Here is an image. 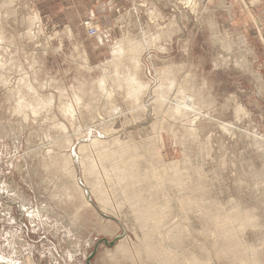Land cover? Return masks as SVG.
I'll use <instances>...</instances> for the list:
<instances>
[{
	"label": "rangeland",
	"instance_id": "obj_1",
	"mask_svg": "<svg viewBox=\"0 0 264 264\" xmlns=\"http://www.w3.org/2000/svg\"><path fill=\"white\" fill-rule=\"evenodd\" d=\"M115 5V33L96 27L109 56L90 62L68 23L0 0V264H87L118 235L90 264H264L258 8Z\"/></svg>",
	"mask_w": 264,
	"mask_h": 264
},
{
	"label": "crops",
	"instance_id": "obj_2",
	"mask_svg": "<svg viewBox=\"0 0 264 264\" xmlns=\"http://www.w3.org/2000/svg\"><path fill=\"white\" fill-rule=\"evenodd\" d=\"M29 1L36 7L38 16L48 17L52 22L63 21L68 23L75 37L81 43L85 55L90 62L102 61L109 56L108 45L104 43L100 36L89 35L82 21L91 19L95 27L111 36V33H115L114 17L117 10L115 0ZM250 1L258 8L261 19L258 22L264 26V0ZM261 36L264 40L263 33H261Z\"/></svg>",
	"mask_w": 264,
	"mask_h": 264
},
{
	"label": "bare ground",
	"instance_id": "obj_3",
	"mask_svg": "<svg viewBox=\"0 0 264 264\" xmlns=\"http://www.w3.org/2000/svg\"><path fill=\"white\" fill-rule=\"evenodd\" d=\"M38 17H35V19L38 21V19H37ZM100 40H102V39H100ZM123 47V46H122ZM128 48V47H127ZM126 48V49H127ZM113 51H112V53L114 54V57L117 59V60H119L120 58V56H122L123 55V52H124V50L121 48V44L120 43H118V44H116V46L112 49ZM127 51V50H126ZM129 55V54H128ZM127 55V56H128ZM131 56V55H130ZM129 58V57H128ZM127 58V59H128ZM115 59V60H116ZM121 59H122V57H121ZM115 60H113V61H115ZM116 60V61H117ZM133 60H135V59H133ZM119 61H121V60H119ZM106 62H108V61H106ZM109 63V62H108ZM115 63V62H114ZM121 63V62H120ZM105 64V63H104ZM113 64V63H112ZM103 65V64H102ZM104 70V69H103ZM105 71V70H104ZM106 72V71H105ZM131 73V72H130ZM128 75V74H127ZM126 75V76H127ZM126 76H124V77H126ZM133 77L134 76H132V74H129L128 76H127V79L126 80H129L130 82H132L133 80H135V78L133 79ZM104 79L105 78H101V80L104 82ZM123 79V78H122ZM138 79V78H137ZM106 81V80H105ZM141 84V86H142V83H140ZM164 85H165V83H164ZM101 87V86H100ZM79 88V87H78ZM80 89V88H79ZM144 89V88H143ZM185 89V88H184ZM187 89V88H186ZM82 92V91H81ZM140 92V91H139ZM158 92V91H157ZM94 93V92H93ZM133 93V92H132ZM82 95H83V93H81ZM186 94V93H185ZM81 95V96H82ZM77 96V95H76ZM139 97V96H138ZM161 100H163V99H161ZM165 100V99H164ZM188 100H192V98L190 99L189 97H188ZM164 102V101H163ZM189 103V102H188ZM19 104V103H18ZM191 104V103H190ZM194 105V104H193ZM176 108V107H175ZM189 108V107H188ZM66 109V108H65ZM174 114H175V112H174ZM96 139V138H95ZM262 140V139H261ZM128 150V149H127ZM121 152H124L123 150L121 151ZM111 153V152H110ZM99 154V153H98ZM118 155H119V153H118ZM122 156V155H121ZM132 157V156H131ZM122 158H123V156H122ZM130 158V157H129ZM135 158V157H134ZM114 159V158H113ZM92 160V159H91ZM86 162V161H85ZM116 162V161H115ZM123 163V162H122ZM125 163V162H124ZM121 164V163H120ZM126 164V163H125ZM128 164V163H127ZM133 164V163H132ZM173 164V163H172ZM175 164V163H174ZM114 165H115V163H114ZM113 164H112V166H114ZM118 165V164H117ZM117 165L115 166V168L116 169H114L115 171H117V170H119V172H120V169L123 167V166H121V167H119L120 169H117L118 167H117ZM118 166H120V165H118ZM131 166V165H130ZM176 166V165H175ZM134 168V167H133ZM132 169V168H131ZM83 170H84V172H85V174H88V175H95L94 177H93V180L91 179H88L87 178V180H90V181H87V185H88V187H89V190H90V193H91V195H93L96 199H98V202H99V204L101 205V203L102 202H105L104 201V199H103V196L105 195V190H103V186H101L102 184H101V180L99 179V177H98V174H96L97 172H96V168L94 167V164L93 163H89L88 165L87 164H83ZM134 172V171H133ZM135 172H136V170H135ZM109 173V172H108ZM120 174V173H119ZM149 175V174H148ZM121 176V175H120ZM119 176V177H120ZM123 176H124V174H123ZM123 176H121V177H123ZM151 176V175H150ZM85 177V176H84ZM75 178V177H74ZM146 179V178H145ZM118 183V182H117ZM134 185V184H133ZM69 189V188H68ZM82 192V191H81ZM136 193V192H135ZM138 193H136V195H137ZM140 194V193H139ZM103 195V196H102ZM107 196V195H106ZM134 196V195H133ZM139 196V195H138ZM135 198V197H134ZM139 198V197H138ZM83 199V201H84V203L85 204H87V201H85L84 200V198H82ZM145 199V198H144ZM140 200V199H139ZM135 201V200H134ZM130 202V201H129ZM135 203V202H134ZM147 203V202H146ZM85 204H83V202L81 203V205L83 206V205H85ZM133 204V203H132ZM149 204V203H148ZM99 205V206H100ZM150 205V204H149ZM102 206H103V204H102ZM105 206V205H104ZM103 206V207H104ZM138 206H140V204L138 205ZM137 206V207H138ZM103 207H102V209H103ZM108 207V206H107ZM106 207V208H107ZM148 207V206H147ZM142 208V207H141ZM140 208V209H141ZM139 209V208H138ZM137 209V210H138ZM106 210V209H105ZM109 210V209H108ZM111 210V209H110ZM143 211H144V209H142ZM161 211V210H160ZM145 212V211H144ZM143 212V213H144ZM161 213V212H160ZM156 214V213H155ZM153 215V214H152ZM246 215V214H245ZM162 216V215H161ZM160 216V217H161ZM74 218V217H73ZM144 218V217H143ZM146 218H147V216H146ZM157 218V217H156ZM143 221V220H142ZM146 221V220H145ZM156 221V220H155ZM142 224V223H141ZM153 232V231H152ZM233 234V233H232ZM149 235V234H148ZM150 235H151V233H150ZM153 236V235H152ZM151 237V236H150ZM121 244V243H120ZM236 245V244H235ZM122 248V247H121ZM126 249V248H125ZM158 253V252H157ZM166 259V258H165ZM164 261V260H163ZM196 261V260H195Z\"/></svg>",
	"mask_w": 264,
	"mask_h": 264
},
{
	"label": "water",
	"instance_id": "obj_4",
	"mask_svg": "<svg viewBox=\"0 0 264 264\" xmlns=\"http://www.w3.org/2000/svg\"><path fill=\"white\" fill-rule=\"evenodd\" d=\"M87 198L89 199L88 194H87ZM104 216H105V215H104ZM118 238H119V235L116 236V237H115L113 240H111V241H108L106 238H102V239H100V240L96 243V245H95V247H94V249H93L91 255L89 256V258L92 257V256L94 255V253L97 251L98 244H99L100 241H102V242H103L105 245H107V246H113L114 243L116 242V240H117ZM89 258H88V260H87V264H90Z\"/></svg>",
	"mask_w": 264,
	"mask_h": 264
},
{
	"label": "built area",
	"instance_id": "obj_5",
	"mask_svg": "<svg viewBox=\"0 0 264 264\" xmlns=\"http://www.w3.org/2000/svg\"><path fill=\"white\" fill-rule=\"evenodd\" d=\"M85 28L89 35H99L98 29L92 24L91 21L87 20L84 22Z\"/></svg>",
	"mask_w": 264,
	"mask_h": 264
}]
</instances>
